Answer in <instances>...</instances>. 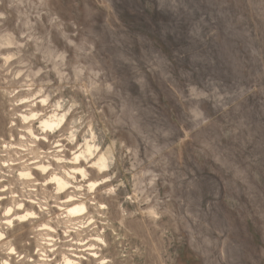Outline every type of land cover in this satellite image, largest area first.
<instances>
[{"label": "clouds", "instance_id": "9594fccd", "mask_svg": "<svg viewBox=\"0 0 264 264\" xmlns=\"http://www.w3.org/2000/svg\"><path fill=\"white\" fill-rule=\"evenodd\" d=\"M0 264H264V0H0Z\"/></svg>", "mask_w": 264, "mask_h": 264}]
</instances>
